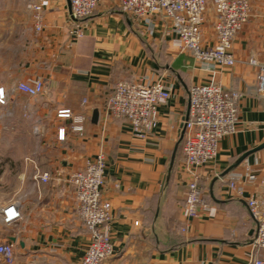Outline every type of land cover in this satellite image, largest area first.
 I'll return each instance as SVG.
<instances>
[{
	"label": "crops",
	"instance_id": "obj_1",
	"mask_svg": "<svg viewBox=\"0 0 264 264\" xmlns=\"http://www.w3.org/2000/svg\"><path fill=\"white\" fill-rule=\"evenodd\" d=\"M249 2L250 19L230 50L235 66L207 71L174 45L168 19L156 17L151 33L117 0L103 1L81 21L72 19L69 0H0V89L6 95L0 115L7 112L4 125L33 128L34 144L22 172L28 176L20 203L23 218L12 225L0 222V244L14 245L15 264H82L90 234L77 215L68 180L102 154L114 246L113 257L103 264H250L257 223L247 201L260 194L264 181V148L259 149L264 101L257 91L258 68L250 61H264V0ZM31 5L43 8L40 32ZM78 28L82 37L74 35ZM203 42L216 43L211 6ZM33 78L45 82L40 96L14 90ZM124 81L160 82L171 89L146 139L135 136L127 120L105 113L113 90ZM212 83L240 94L237 130L221 140L216 160L187 170L180 136L190 112V89ZM61 110L85 119L82 134L58 118ZM63 125L69 132L61 142ZM36 167L52 180L37 184ZM195 177L204 201L199 216L191 219L185 206ZM232 182L244 187L243 196L231 192ZM0 264H6L1 256Z\"/></svg>",
	"mask_w": 264,
	"mask_h": 264
},
{
	"label": "built area",
	"instance_id": "obj_2",
	"mask_svg": "<svg viewBox=\"0 0 264 264\" xmlns=\"http://www.w3.org/2000/svg\"><path fill=\"white\" fill-rule=\"evenodd\" d=\"M105 0H69L70 15L74 21H81L92 16L98 6ZM125 12L155 31L156 17L170 21V35L174 45L181 53H190L196 64L207 71L217 67L231 68L236 60L230 52L233 41L240 34L251 16L249 0H117ZM214 11V30L216 43L212 47L204 45L203 27L206 24L208 9ZM37 31L42 30L43 15L41 5H31ZM76 37H82L83 31H74ZM250 64L258 68L257 91L264 101V61L251 60ZM29 97L36 98L45 92L43 79L33 78L19 82L14 89ZM240 94L227 89L221 84L207 86L194 85L190 89V112L184 119L181 132L183 137V161L187 170L201 168L216 160L219 145L224 137L236 133L238 123V100ZM171 98V89L160 82L139 85L133 82H120L109 97L105 113L108 117L125 119L131 132L141 138H148L157 126V109L159 105ZM6 103V95L0 89V104ZM58 118L70 121V131L82 134L85 119L76 116L71 110H61ZM38 127H35V132ZM69 127L58 129V140H66ZM31 161V160H29ZM32 162V161H31ZM37 184L49 183L52 177L36 167L34 176ZM73 187L76 198V212L85 224L90 243L82 264H103L114 255L111 237L112 206L104 196L106 186V159L99 155L87 164L82 171L73 173L68 180ZM231 192L243 196L244 187L238 183L229 184ZM203 193L199 187V177L188 185L185 210L189 218L199 216L203 204ZM248 206L257 223L256 236L251 247L250 264H264L260 252H264V181L260 194L252 195ZM19 202L0 205V222L12 225L22 220ZM0 256L6 264H15L14 245L9 242L0 244Z\"/></svg>",
	"mask_w": 264,
	"mask_h": 264
},
{
	"label": "rangeland",
	"instance_id": "obj_3",
	"mask_svg": "<svg viewBox=\"0 0 264 264\" xmlns=\"http://www.w3.org/2000/svg\"><path fill=\"white\" fill-rule=\"evenodd\" d=\"M7 112L0 118V203H21L22 188L27 180L23 172L25 158L32 154L33 128L21 124L4 125Z\"/></svg>",
	"mask_w": 264,
	"mask_h": 264
},
{
	"label": "water",
	"instance_id": "obj_4",
	"mask_svg": "<svg viewBox=\"0 0 264 264\" xmlns=\"http://www.w3.org/2000/svg\"><path fill=\"white\" fill-rule=\"evenodd\" d=\"M186 119H188V118H186ZM93 120H94L95 123L98 122V120H99V113L98 112H95ZM184 134H185V128H183V130L181 132L180 141L183 139ZM177 148H178V146H177ZM177 148H176V150H177ZM262 148H264V145L261 146L259 149H262ZM176 150H175L174 155H173V158H172V162H171V166H170V173H171V171H172V169L174 167L175 157H176Z\"/></svg>",
	"mask_w": 264,
	"mask_h": 264
}]
</instances>
